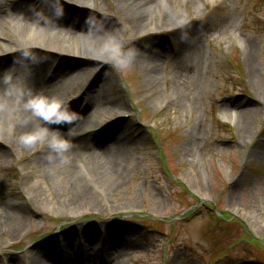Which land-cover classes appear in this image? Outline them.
<instances>
[{"label": "rangeland", "instance_id": "rangeland-1", "mask_svg": "<svg viewBox=\"0 0 264 264\" xmlns=\"http://www.w3.org/2000/svg\"><path fill=\"white\" fill-rule=\"evenodd\" d=\"M120 1L95 0L118 48L110 36L97 47L85 43L105 62H94L89 78L82 56L59 59L69 70L58 79L71 77L74 88L43 120L63 132L105 127L98 156L45 171L37 162L42 140L18 144L8 128L18 111L8 105L1 116L0 207L15 202L26 218L14 235L0 228V264L67 237L76 239L66 254L77 261L108 227L125 232L109 250L112 264H264V0H155L134 11ZM41 11L39 24L49 17ZM0 31L12 37L9 27ZM184 38L197 46V58L176 54ZM150 48L161 53L156 71ZM183 65L192 67L191 85L176 80ZM96 74L111 83L97 81L92 93L105 88L120 101L101 107V124L99 107L62 110ZM226 113H234L231 121L221 118ZM111 145L118 151L102 155ZM69 181L85 192L66 207Z\"/></svg>", "mask_w": 264, "mask_h": 264}, {"label": "bare ground", "instance_id": "bare-ground-1", "mask_svg": "<svg viewBox=\"0 0 264 264\" xmlns=\"http://www.w3.org/2000/svg\"><path fill=\"white\" fill-rule=\"evenodd\" d=\"M122 2L127 3L128 10L134 11L143 4L155 3V0H123ZM159 2L164 3L158 0V5ZM45 8L49 10V17L44 18V21L39 24L36 22L35 14L39 11L43 14L41 10L44 11ZM96 12L104 14L106 10L100 6L97 7L95 0H8L7 2L0 0V30L7 26L13 31L12 37H5L0 31V140H2L1 116L10 105L18 111L8 127L11 132L10 139L23 145H29L34 140L41 139L43 148L37 155V162L41 168L43 166L46 168L45 171L51 173L70 166L76 157L89 160L98 156L100 151L98 135L106 130L105 127L96 126V129H84L80 132V129H76V132H63L49 129L43 122L44 118L52 113L53 105L60 103L66 91L74 88L71 77L58 79L59 75L63 76L69 70V67L64 69L60 66L63 63L59 59L62 60L65 55L82 56V60L87 63L80 70L89 78L93 72H96V64L101 65L105 62L101 55L88 53L84 47L85 43L89 42L90 45L97 47L102 36H110L112 38L110 46L114 49L118 48V42L112 36L114 33L110 32L113 28L110 25H102ZM135 22V27L139 29V19ZM100 33L104 35H99ZM45 36L51 37L44 40ZM67 38L73 40L75 45L72 48L67 46ZM182 41L176 54L184 58H197L199 55L197 46L185 43V38ZM150 49L147 51L148 57L153 63V70L156 71V62L161 53L154 48ZM191 69L190 65L179 67L175 74L177 82L191 85ZM97 81L108 87L111 83L107 75H94L88 81L86 88L64 106V110L70 109L76 112L82 107L93 109L99 107L96 111L101 117L99 123H103L102 117L105 114L101 107L105 104L120 107V101L111 98L105 88L92 93ZM233 114H222L221 118L231 121ZM115 151H118V147L111 145L101 154L108 156L107 154ZM122 172L123 170L119 169L111 176L114 183L120 180ZM36 183L37 180H34L31 187H35ZM69 183L65 184L67 196L64 206L66 207L72 203L73 199L85 192L82 188L70 187L71 181ZM234 211L243 219H251V216L238 208ZM25 218V214L17 208L15 202L9 201L7 207H0V228L9 236L23 229ZM124 233L110 227L104 229L98 240V244L100 242L103 244L93 253L84 249L77 261L66 254L73 247L72 244L76 239L67 237L62 244L51 240L44 245L34 247L32 251H29L32 252L31 258H26V254L20 258L12 257L10 264H97L99 256L104 257L105 264H112L109 250L117 248L124 242Z\"/></svg>", "mask_w": 264, "mask_h": 264}]
</instances>
